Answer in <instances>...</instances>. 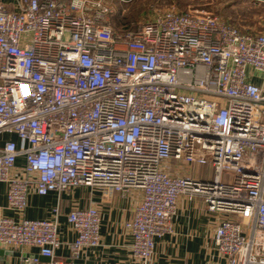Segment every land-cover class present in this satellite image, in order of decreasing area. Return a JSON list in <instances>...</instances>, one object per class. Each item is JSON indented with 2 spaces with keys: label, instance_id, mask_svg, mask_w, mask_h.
Instances as JSON below:
<instances>
[{
  "label": "built area",
  "instance_id": "built-area-1",
  "mask_svg": "<svg viewBox=\"0 0 264 264\" xmlns=\"http://www.w3.org/2000/svg\"><path fill=\"white\" fill-rule=\"evenodd\" d=\"M112 12L108 0H0V133L21 141L0 146V181L20 214L0 217V246L66 264L55 255L58 219L23 215L29 193L138 188L126 222L135 258L149 260L172 232L185 194L226 214L214 234L226 264H264V33L175 3L121 32ZM171 159L208 165L213 178L171 174ZM67 217L76 259L100 244L101 214L75 207Z\"/></svg>",
  "mask_w": 264,
  "mask_h": 264
},
{
  "label": "crops",
  "instance_id": "crops-1",
  "mask_svg": "<svg viewBox=\"0 0 264 264\" xmlns=\"http://www.w3.org/2000/svg\"><path fill=\"white\" fill-rule=\"evenodd\" d=\"M3 2L10 8L15 6V0ZM7 140L21 145L17 134L0 133V146ZM24 164V155L18 156L15 171ZM162 168L174 175L191 174L205 178L201 166L174 159L165 161ZM7 192L8 184L0 181V217L18 219L20 214L9 207ZM142 198L143 191L138 188L128 193L87 186H74L61 192L51 190L46 194L32 191L23 215L28 218L58 219L61 245L55 255L66 264H226V259L217 252L214 244L216 225L226 214L209 212L201 197L189 198L185 194L178 197L172 232L156 238L155 251L149 260L135 258L131 253L132 235L126 222L133 217ZM87 206H96L100 210L101 242L96 247L85 248L80 257L74 259L70 256L69 245L75 240L76 232L67 216L73 208ZM34 258L38 259L37 262ZM49 261L50 258L42 255L37 247L0 246V264H48Z\"/></svg>",
  "mask_w": 264,
  "mask_h": 264
},
{
  "label": "rangeland",
  "instance_id": "rangeland-1",
  "mask_svg": "<svg viewBox=\"0 0 264 264\" xmlns=\"http://www.w3.org/2000/svg\"><path fill=\"white\" fill-rule=\"evenodd\" d=\"M126 2H132L136 0H124ZM139 1V0H137ZM142 3L141 5H145L143 9L142 18L144 20L150 18L152 14H154L155 10L164 9L168 7L170 4L177 2L175 0H140ZM253 1L264 4V0H236L231 1L233 6L232 8L235 9L238 13L237 21L241 24L244 29L248 30H255V31H264V6L253 5ZM110 5L112 6L113 12L115 11V7L112 3V0H108ZM181 2H185L186 9L187 8H199L205 9L214 12L217 15L221 10L223 4H226L230 1L227 0H183ZM236 4H235V3ZM258 4V3H257ZM257 8H255V7ZM185 8V7H181ZM110 16L111 23L113 24V13ZM244 13V14H243ZM221 16V15H220ZM117 28V27H116ZM119 29V28H118ZM67 36V35H66ZM200 167V166H199ZM204 169L203 177L212 179L213 178V170L210 166L205 165L201 166ZM232 174L229 171H224L222 173L223 180L228 181L231 178Z\"/></svg>",
  "mask_w": 264,
  "mask_h": 264
},
{
  "label": "trees",
  "instance_id": "trees-1",
  "mask_svg": "<svg viewBox=\"0 0 264 264\" xmlns=\"http://www.w3.org/2000/svg\"><path fill=\"white\" fill-rule=\"evenodd\" d=\"M175 1L177 2V4H178L177 6L179 8L185 7V8H181V9H186L185 2H181L183 0H175ZM227 1H230V2L223 4L221 10L219 11V14L222 17L229 19L230 22L232 24H234L235 26H237L238 28H240L242 30H246L237 21L238 13L235 9L232 8L233 4L231 1H233V0H227ZM237 1H241V0H236V3H238ZM112 3L115 7V11L113 12L114 14H113L112 20H113V26L116 30H119L121 32L136 30L139 27V25L145 21V20L142 21L143 18L141 15L143 13V9H144L145 5H141L140 3H142V2L140 0L139 1L136 0V1H132V2H126L124 0H112ZM253 5H259L260 7L264 6V4L262 5V3H259L256 1H253ZM255 8H257V7H255ZM249 31L264 33V31H255V30H249Z\"/></svg>",
  "mask_w": 264,
  "mask_h": 264
},
{
  "label": "water",
  "instance_id": "water-1",
  "mask_svg": "<svg viewBox=\"0 0 264 264\" xmlns=\"http://www.w3.org/2000/svg\"><path fill=\"white\" fill-rule=\"evenodd\" d=\"M7 253H12V252H7ZM47 257V256H46Z\"/></svg>",
  "mask_w": 264,
  "mask_h": 264
}]
</instances>
